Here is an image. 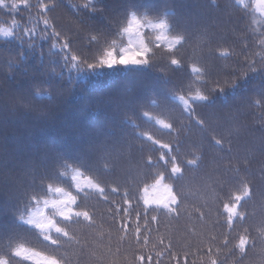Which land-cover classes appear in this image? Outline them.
<instances>
[{"label":"trees","instance_id":"trees-1","mask_svg":"<svg viewBox=\"0 0 264 264\" xmlns=\"http://www.w3.org/2000/svg\"><path fill=\"white\" fill-rule=\"evenodd\" d=\"M39 2L28 0L16 8L0 4V29L12 30L11 35L0 33V257L7 258L8 264H31L13 254L23 244L54 252L67 264H130L134 254L151 256L152 264H207L206 250L212 246L214 251L220 248L216 258L222 264H264V235L255 231L264 225V46L258 44L264 38V21H258L257 13L243 0H45L49 3L45 15L72 41L74 51L87 60L83 63L73 62L51 29L45 30L37 14ZM132 13L153 22L165 21L170 37H183L175 53L181 64H171L166 47H155L157 31L144 29V39L152 48L147 63L107 65L92 58L104 47H113L119 54L129 44L123 28ZM31 26L34 33H26ZM90 34L97 39L90 40ZM216 49L228 55H218ZM193 64L203 69L199 79L191 72ZM223 75L231 77V82L222 90L210 85ZM197 89L206 98L193 100L191 107L205 126L187 115L179 98L182 92ZM100 109L108 111L110 118L104 113L96 117ZM172 111L179 112L176 121L185 122L180 136L182 157L192 159L190 152L197 157L203 153L199 166L186 168L180 181H165L174 183L179 195L175 213L143 203V186L152 183L145 174L161 167L156 161L142 165L145 153L159 152L145 136L175 143L174 137L163 135L155 118ZM233 123L239 132L229 137ZM113 127L119 128L116 143L125 145L128 160L126 175L119 181L108 178L110 170H104L110 165L108 156L104 157L108 146L117 148L113 137L108 142L107 137L94 135ZM213 133L223 135L226 142L231 139L232 151L217 147ZM96 136L99 147H95ZM193 142L202 149L192 148ZM97 157L98 162L93 160ZM229 160L241 166L250 161L240 175L246 174L254 189L243 207L249 212L245 226H252L256 243L243 258L232 251V244L223 247L229 230L222 202L228 196L216 181ZM76 170L118 186L121 193L127 190L133 205L128 215L120 213L114 222L109 212L115 211L114 204L95 193H77L72 180ZM49 186L78 195L80 203L95 211V226L74 224L69 229L72 239L62 240L59 246L50 244L44 232L27 222L37 207L43 208L44 199L59 198L49 192ZM148 195L156 199L161 192L150 189ZM109 200L122 204L117 194L109 193ZM45 211L53 215L50 206ZM152 216L157 220H151ZM57 223L66 226L58 218ZM238 231L239 223L231 236Z\"/></svg>","mask_w":264,"mask_h":264},{"label":"snow or ice","instance_id":"snow-or-ice-1","mask_svg":"<svg viewBox=\"0 0 264 264\" xmlns=\"http://www.w3.org/2000/svg\"><path fill=\"white\" fill-rule=\"evenodd\" d=\"M4 0H0V4H3ZM251 8L256 13L264 16V3L261 0H250ZM13 7L25 6L28 4V0H12ZM49 3L45 0H40L38 4L37 14L45 27V30L51 29V34L60 42V46L67 52L70 53V59L73 62H83L86 63L87 60L82 58V55L75 52L72 47V41L66 37L64 34L57 30L55 23L45 15L48 13ZM147 21V23H145ZM16 21L13 20L12 24L15 25ZM81 28V25H78ZM167 23L165 21L153 22L147 16L141 18L135 13H132L127 21V25L123 28V32L127 34L130 38L129 44L119 50V54L113 47H104L99 50L97 54H93L92 58H96L102 64L113 65V64H144L148 62L149 53L152 51L149 44L144 39V30H155L159 34L155 36V47H166L167 51L171 54L170 62L173 65L181 64V59L177 58L176 50L178 46L182 45V36H169L167 33ZM34 29H25V32L32 34ZM0 33L4 35H11L12 30L0 29ZM135 38V39H134ZM90 40H96L97 37L90 34ZM258 44L264 46V38L258 40ZM217 51L218 55H228L226 50ZM246 62L248 58L245 57ZM264 60V57H262ZM250 63H255L252 60ZM89 67L92 65L89 64ZM191 72L197 74V79H199L200 74H202L203 69L201 67L193 64L191 66ZM231 82V77L223 75L222 77L211 82V86L216 89H223V87ZM180 100L184 105V109L188 116L196 119L197 123L201 126H205L206 122L195 114L194 109L191 107L193 100L205 99V93L202 89H197L193 93L191 90L188 92H182L180 94ZM259 104V101L257 102ZM156 122L158 126L162 129L163 135L175 138V143L171 140L165 142L161 136H153L152 134H146L145 138L148 139L152 144L159 149L158 154L153 155L152 153H145L142 165H151L156 161L161 167L157 169L154 173L149 172L145 174V179L151 178V185L145 183L143 186L144 205L155 204L158 207H162L170 213H175L179 207V195L175 191L174 183H166L169 181H180L185 174L186 168L188 167H198L199 162L203 159V153L199 157L195 155V152H190L189 154L193 157L192 159H187L182 157L180 153V136L181 130L184 128V121H176L175 117L172 115L157 114ZM239 132V126L233 123L231 128L228 130V135L231 137L233 133ZM212 142L219 148H225L228 152L232 151V141L228 139L227 142L223 135L213 133ZM202 145H197L193 142L192 148L197 150L202 149ZM250 164V161L245 160L243 165L239 162L233 164L229 160L223 165V170L220 172L219 177L216 181L221 191L227 190L228 199L226 202H222L223 213L226 214L225 223L228 226L229 235H226L223 239V247L227 248L229 244H232V251H238L243 258L247 254V249L250 247L254 248L256 240L253 237V228L251 225L245 226V222L249 217V212L243 207L244 202L252 198L253 195V184L246 178V174L241 176L240 173L243 169H246ZM262 174H264V167L261 168ZM74 182V187L77 193L80 194H90L95 193L98 199L103 200L106 203L114 204L115 211L109 209L113 216V221L115 222L116 217L123 213L126 217L129 213V209L133 207L131 202V194L125 190L123 193L120 192L118 186L112 187L108 184L102 182L98 178H94L92 175H86L81 170H76L72 176ZM160 191L161 195L156 199L149 198V192ZM49 192H54L59 194L58 199H44L43 208L37 207L34 212L31 213L28 219V223L34 224L36 228L40 229L45 233V239L52 245L59 246L64 239H72L70 236V227L74 224H87L89 227L95 226V211L90 210L87 203H80L78 195L71 191H66L61 187L49 186ZM109 193L120 195L122 198V204L116 203L115 201L109 200ZM41 204V203H40ZM49 206L53 210V215H49L45 210L49 209ZM199 216H203L204 213L198 210ZM145 217L147 216V210L144 212ZM57 218L65 222L66 226L62 227L57 223ZM136 218L139 220L141 214L136 213ZM151 220H157L156 216H152ZM239 223L240 231L237 232L235 237L231 236V232L234 230L236 224ZM123 229L126 231L128 229V224L124 223L122 225ZM136 240L140 243V228H136ZM261 235H264V225L260 228L255 229ZM55 233L61 239L57 240L53 238L52 233ZM215 239V238H213ZM235 241V242H233ZM170 247V245H169ZM220 248L217 247L215 251L212 246H209L206 250L207 264H222L216 257L219 255ZM13 254L17 257L26 259L30 261L31 264H67V261L62 259L54 252H44L38 251L35 248L19 245L14 249ZM0 264H8L7 258L0 257ZM130 264H152V257L145 256L143 254L133 256V261Z\"/></svg>","mask_w":264,"mask_h":264},{"label":"rangeland","instance_id":"rangeland-1","mask_svg":"<svg viewBox=\"0 0 264 264\" xmlns=\"http://www.w3.org/2000/svg\"><path fill=\"white\" fill-rule=\"evenodd\" d=\"M132 2H133V0H131ZM159 1H162V0H159ZM164 1V0H163ZM245 3H246V5L248 6V8H250L251 10H252V8H251V3H250V0H243ZM261 2L262 3H264V0H261ZM134 4H136V3H134ZM6 5H11L10 7H12V8H14L13 7V4H12V0H4V3L2 4V6H6ZM136 5H138V4H136ZM145 5V3L143 4V6ZM150 5H152V6H160V4L158 5V3H155V2H152V3H150ZM143 6H141V7H143ZM186 10V9H185ZM253 11V10H252ZM255 14H256V12L255 11H253ZM257 15L259 16V18H258V21H264V16H261L260 14H258L257 13ZM253 16V15H252ZM254 17V16H253ZM257 21V22H258ZM27 22V24L29 23V20H27L26 21ZM181 24V23H180ZM206 24V22L205 21H203L202 22V24H200V28H201V30H203V27L202 26H204ZM182 25V24H181ZM31 29H34L35 30V28L33 27V26H31ZM30 29V30H31ZM34 30L32 31V33H34ZM29 37V36H28ZM183 51V50H182ZM187 84H189V83H187ZM127 98L124 100V102H127ZM122 103V102H121ZM101 110V111H100ZM100 110H97L98 112L96 113V117H97V115H100V114H103L104 113V115H105V117L106 118H110V115H109V112L108 111H105V112H103L102 111V109H100ZM173 113H172V116H178L179 115V112L177 111H172ZM111 117H113V115L111 116ZM81 126V128H83V126L82 125H80ZM99 132V131H98ZM92 133H94V131H92ZM100 134H94V135H100V136H105V137H107V139H108V142L109 141H111V139H112V137H113V143L116 145V147L117 148H115L114 146H108V144H107V146L109 147L108 149H107V152H106V154H105V158L108 156V158H109V160H110V165L109 166H107V167H105L104 168V170H110L109 171V173L108 174H106V176L108 177V178H110V179H112V180H115V181H119V178L121 179V178H123L125 175H126V170H125V166H127L128 165V160H127V157H126V155H125V152H124V149H125V145H121L120 147L117 145V135L119 134V128H115L114 129V127H113V129H108V130H106L105 132H103V133H101V132H99ZM112 136V137H111ZM99 136H96L95 138H94V140H95V147L97 146V147H99L98 145H100V142L101 141H99V142H97L98 140H99ZM70 148H72L71 146H69ZM114 149H116V151L115 152H113L112 153V155H110V152L112 151V150H114ZM119 150L121 151V154H119ZM72 151H75V153L77 154L76 156H79V153L77 152L78 150L77 149H75V150H72ZM152 154L153 155H156V152L155 151H153L152 152ZM88 156L86 155V158H87ZM104 158V159H105ZM122 158V159H121ZM103 159V160H104ZM120 159H121V161H120ZM94 161H100L101 159H99V157H97L96 159H93ZM6 161V160H5ZM96 163V162H95ZM88 169H90V167L88 166ZM5 195H3V197H4Z\"/></svg>","mask_w":264,"mask_h":264}]
</instances>
